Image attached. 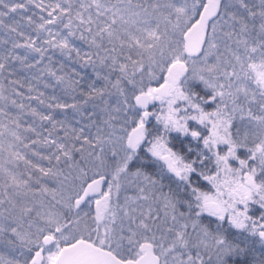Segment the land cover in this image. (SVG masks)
Here are the masks:
<instances>
[{"label": "snow or ice", "instance_id": "6c2138e0", "mask_svg": "<svg viewBox=\"0 0 264 264\" xmlns=\"http://www.w3.org/2000/svg\"><path fill=\"white\" fill-rule=\"evenodd\" d=\"M0 264H264V0H0Z\"/></svg>", "mask_w": 264, "mask_h": 264}]
</instances>
